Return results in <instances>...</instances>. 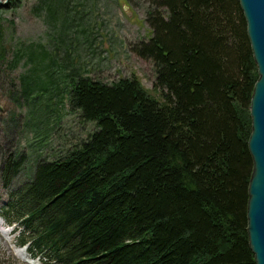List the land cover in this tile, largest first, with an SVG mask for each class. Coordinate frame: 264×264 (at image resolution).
I'll list each match as a JSON object with an SVG mask.
<instances>
[{
    "label": "trees",
    "instance_id": "1",
    "mask_svg": "<svg viewBox=\"0 0 264 264\" xmlns=\"http://www.w3.org/2000/svg\"><path fill=\"white\" fill-rule=\"evenodd\" d=\"M153 5V34L133 50L154 62L155 94L137 76L72 74L69 103L97 129L14 189L25 159L7 156L1 211L54 264H257L247 211L258 71L240 2ZM31 70L25 91L45 88Z\"/></svg>",
    "mask_w": 264,
    "mask_h": 264
},
{
    "label": "rangeland",
    "instance_id": "2",
    "mask_svg": "<svg viewBox=\"0 0 264 264\" xmlns=\"http://www.w3.org/2000/svg\"><path fill=\"white\" fill-rule=\"evenodd\" d=\"M53 5L59 17L55 23L48 21ZM154 8L153 0H0V171L10 154L25 159L11 188L29 180L38 161L64 156L97 129L69 103L75 72L109 84L137 76L155 94L156 66L133 50L152 36L147 16ZM30 53L38 56L34 63L28 61ZM33 67L36 86L45 88L25 91ZM9 190L1 186L0 207ZM0 217L5 264H29L16 247L29 249L39 264H54L32 251L28 237L22 242L24 230L16 220L9 222L1 208Z\"/></svg>",
    "mask_w": 264,
    "mask_h": 264
},
{
    "label": "water",
    "instance_id": "3",
    "mask_svg": "<svg viewBox=\"0 0 264 264\" xmlns=\"http://www.w3.org/2000/svg\"><path fill=\"white\" fill-rule=\"evenodd\" d=\"M258 69L251 101L249 150L254 167L249 186L248 236L257 264H264V0H239Z\"/></svg>",
    "mask_w": 264,
    "mask_h": 264
},
{
    "label": "bare ground",
    "instance_id": "4",
    "mask_svg": "<svg viewBox=\"0 0 264 264\" xmlns=\"http://www.w3.org/2000/svg\"><path fill=\"white\" fill-rule=\"evenodd\" d=\"M4 219L2 218V217H0V225H4ZM4 228V227H3ZM5 229V228H4ZM7 231H8V233H10L11 232V229L10 228H8V229H6ZM7 235H9V234H7ZM9 238V237H8ZM11 238V237H10ZM28 250V251H27ZM34 250V249H33ZM16 253H17V255L21 258V259H23L24 261H26V262H28L29 264H39L40 263V261L39 260H36V259H34V256H33V253L31 252V251H29V249H26V248H22V247H16ZM42 255V254H41ZM43 256V258H45L46 260H47V262H48V258L46 257V256H44V255H42ZM38 263H37V262Z\"/></svg>",
    "mask_w": 264,
    "mask_h": 264
}]
</instances>
